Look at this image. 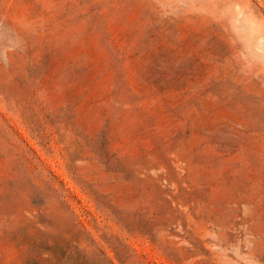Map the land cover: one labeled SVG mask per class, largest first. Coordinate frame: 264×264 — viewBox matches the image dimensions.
Instances as JSON below:
<instances>
[{
	"label": "rangeland",
	"instance_id": "rangeland-1",
	"mask_svg": "<svg viewBox=\"0 0 264 264\" xmlns=\"http://www.w3.org/2000/svg\"><path fill=\"white\" fill-rule=\"evenodd\" d=\"M0 264H264V0H0Z\"/></svg>",
	"mask_w": 264,
	"mask_h": 264
}]
</instances>
